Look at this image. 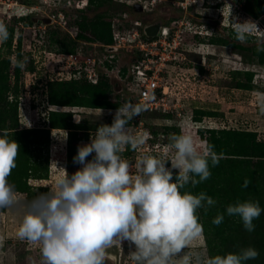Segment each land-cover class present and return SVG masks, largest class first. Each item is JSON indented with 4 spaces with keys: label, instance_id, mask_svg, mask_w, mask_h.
Wrapping results in <instances>:
<instances>
[{
    "label": "rangeland",
    "instance_id": "rangeland-1",
    "mask_svg": "<svg viewBox=\"0 0 264 264\" xmlns=\"http://www.w3.org/2000/svg\"><path fill=\"white\" fill-rule=\"evenodd\" d=\"M99 1L102 5L97 7ZM118 1L94 0L90 4L88 0H0V23L6 24L10 33L7 41L0 42V60L11 61L9 83L18 87L17 124L14 128L18 131H49L47 145L37 146L31 144L30 136L27 139L32 172L25 181L32 198L50 191L55 180L65 171L71 176L83 167L74 162V157L69 159L68 153L77 155L78 148L91 142L99 126L111 125L116 110L124 104L122 101L129 92L125 69L130 68L137 57L131 49L116 52L114 59L107 62L108 66L98 68V81L102 78L110 87L105 95L107 101L110 107L117 104V109L88 108L78 103L88 102L90 95L73 90L69 81L83 80L70 77L69 61L65 56L74 54L73 60L77 62L83 58L75 52L76 49L74 52L63 51L59 43L80 33L78 23L83 14L88 15L86 23L96 19L109 23L113 34L132 28L135 22L140 23L142 31L143 26L154 22L168 26L172 21L191 18L205 37L202 45H197L199 41L191 34H185L186 62L181 65L182 70L176 66L169 69V110L164 113L168 120H163L160 116L163 113L159 112L141 114L129 123L132 132L146 134L147 137L143 146L135 151L126 148L121 154L130 163L133 175L138 174L135 164L144 154L165 159L172 157L175 150L170 147L168 136L176 132L192 134L201 146H206V135L200 132L206 129L251 132L256 134L257 142H264V112L260 111V103L264 100V65H260L252 53L257 52V41L264 39V35L261 38L259 34L251 36L246 42H240L235 39L233 25V21L243 23L252 20L264 31V25L259 22L264 23V15L259 20L248 16L243 10L245 0H156L153 7L147 5L151 0ZM213 2H218L216 7H212ZM135 4L146 8L138 11L133 8ZM195 17L207 21H198ZM44 19L50 23L44 24ZM83 34L94 41L91 29ZM209 37L223 38L247 50L210 45L206 40ZM25 58L26 66L24 70L18 69L16 80L13 61ZM57 83L61 84L59 88ZM238 83L249 88H238ZM76 85L78 88L81 84ZM52 95L55 99L63 97L60 104L67 105L52 103ZM8 99L14 104L12 95ZM69 99L73 103H69ZM49 111L70 112L73 122L79 127L48 129L45 118ZM94 156L95 153L86 159L91 161ZM166 166L171 168V162L168 161ZM173 173L175 182L177 170ZM17 194L22 200H27L25 194ZM21 220L22 214L12 209L0 212V264H41L39 247L16 236ZM210 241L214 251L218 240L210 236ZM121 244L123 250L119 264H134L130 254L135 251V245L127 240ZM193 247L209 254L204 232ZM105 264H114V261L108 257Z\"/></svg>",
    "mask_w": 264,
    "mask_h": 264
},
{
    "label": "clouds",
    "instance_id": "clouds-1",
    "mask_svg": "<svg viewBox=\"0 0 264 264\" xmlns=\"http://www.w3.org/2000/svg\"><path fill=\"white\" fill-rule=\"evenodd\" d=\"M233 25L240 42L264 33L252 20L233 21ZM9 35L6 24L0 23V42ZM257 44V52H264V39ZM13 63L24 70L27 58ZM146 108L143 103L122 104L112 124L99 126L91 142L78 148L74 162L83 167L71 176L65 171L50 191L30 201L22 200L8 180L17 166L20 145L8 138L6 130L0 133V210L22 214L16 236L39 247L41 264H105L106 250L125 240L135 245L130 254L134 264H247L258 258L253 247L215 256L193 247L204 231L198 210L206 214L217 201L205 192L192 194L181 189L210 179V167L218 166L220 160L214 145L201 146L188 132L170 134L174 155L165 159L144 154L135 164L138 174L131 173L130 163L121 154L146 143V134L128 127ZM260 111L264 112V100ZM168 161L171 168L166 166ZM173 170H177L175 182ZM250 183L245 179L242 187L248 188ZM262 211L259 201L238 200L225 213L218 212L212 223L219 226L226 214L239 217L245 230L253 232V221Z\"/></svg>",
    "mask_w": 264,
    "mask_h": 264
},
{
    "label": "trees",
    "instance_id": "trees-1",
    "mask_svg": "<svg viewBox=\"0 0 264 264\" xmlns=\"http://www.w3.org/2000/svg\"><path fill=\"white\" fill-rule=\"evenodd\" d=\"M90 4L94 3V0H88ZM122 3L121 0L118 1ZM102 1H99L96 6L100 7ZM131 8V7H130ZM244 12L253 19H259L264 15V0H245L243 5ZM88 19L87 14H83L82 20L78 23V33L74 38H67L59 43L60 48L65 52H74L77 48V42L83 40L86 42H92L101 44L103 46H109L113 43V30L110 28V24L103 22L101 19L91 20L86 23ZM92 30L94 41L84 36L83 32L86 30ZM199 41L197 45L204 42L205 37L200 38L198 36L193 37ZM210 45L232 47L237 51H245L246 47L238 44L230 43L223 38H206ZM99 42V43H98ZM208 44V45H209ZM19 47V46H18ZM17 47V48H18ZM104 48L99 49L103 52ZM76 52V50H75ZM260 65H264V54L261 52H253ZM11 61L9 59L0 60V133L4 130L8 133L10 140H15L19 145V153L16 160V167L12 170L11 175L8 177L10 183L15 185V189L19 194H25L26 201H30L33 198L30 197V193L27 192L28 186L26 179L30 176L31 166L29 163L30 149L29 139L31 144L37 146H43L48 144V130L43 129H28L18 131L14 128L17 124V93L18 87L16 84L10 85L9 79V67ZM103 65H107L104 61ZM16 73L14 78L17 80L19 76V67H16ZM130 68H126V81L128 83L130 77L128 76ZM33 71V70H32ZM104 79H99L95 85L89 84L85 81H69L75 92L88 93L90 98L88 102H78L83 107L88 108H102V109H117V104L110 107V103L107 101L106 92L110 89L108 82ZM76 84H81L78 88ZM61 84L57 83L59 88ZM238 88H249V86L237 84ZM51 89V85H50ZM14 97V104L9 101V97ZM68 96V95H67ZM57 97V95H56ZM61 98H50L52 103L65 106L67 104H60ZM69 98V97H68ZM69 103L70 99L68 100ZM131 102L132 99L127 95L123 101ZM148 114V113H147ZM203 114V113H202ZM163 120H168L165 114L160 115ZM48 129H62L69 130L72 128H78L79 125L75 124L72 120L70 112H58L49 111L47 117ZM197 118H195V121ZM175 134H179L176 132ZM200 134L206 135V146L214 145V151L220 157L218 166L210 167L211 177L210 179L193 187L191 184L181 189L182 192H191L192 194H199L205 192L217 201L215 207L209 209L205 214L203 209H199L197 214L199 216V222L203 226V232L206 236V241L209 245L208 256H215L218 254H227L229 252L237 253L241 248L253 247L259 252L257 259L250 260L247 264H264V211L258 219L253 221L255 230L248 232L243 227V223L239 217H229L225 214L223 223L216 226L212 223L213 218L218 212L225 213L226 207L229 204L236 203L238 200L243 202L247 200L259 201L262 209H264V142L256 141V134L251 132L239 131L234 129H206ZM75 155V156H74ZM71 155L68 153L69 159L76 157L77 155ZM198 179V177H197ZM245 179L251 181L248 188H243L242 185ZM4 212V210H0ZM210 236H213L218 240L215 245V250L211 249ZM248 244V245H247Z\"/></svg>",
    "mask_w": 264,
    "mask_h": 264
},
{
    "label": "built area",
    "instance_id": "built-area-1",
    "mask_svg": "<svg viewBox=\"0 0 264 264\" xmlns=\"http://www.w3.org/2000/svg\"><path fill=\"white\" fill-rule=\"evenodd\" d=\"M155 3L156 0H151L147 5L153 7ZM217 4L218 2H213L211 5L216 7ZM141 7L146 8L144 5ZM140 26L139 22H135L132 28L115 33L113 43L109 46L79 40L76 53L83 61L77 62L73 60L74 54H67L65 57L69 61V74L73 80H83L95 85L98 81L99 66L103 65L104 61L110 63L116 52L131 49L137 54L128 72V95L132 103L147 105L143 115L168 113L167 96L171 86L167 78L170 68L176 66L182 70L181 65L186 62L185 34H191L192 38L204 36L191 18L161 26L151 40L144 38ZM101 48H104L103 52L99 51Z\"/></svg>",
    "mask_w": 264,
    "mask_h": 264
},
{
    "label": "water",
    "instance_id": "water-1",
    "mask_svg": "<svg viewBox=\"0 0 264 264\" xmlns=\"http://www.w3.org/2000/svg\"><path fill=\"white\" fill-rule=\"evenodd\" d=\"M133 8L135 9L137 8L138 11L142 10V7L139 4H135ZM43 23L47 25L50 23V20L44 19ZM261 23L264 25L262 21ZM160 27H161L160 22H154L152 24H147L142 27V35L144 36L146 40H151L152 38L156 36L157 31L159 30ZM106 51L108 52L110 50H106ZM122 250H123L122 244H120L119 246L114 245L112 248L106 250L109 253L108 257L113 259L114 264H119Z\"/></svg>",
    "mask_w": 264,
    "mask_h": 264
},
{
    "label": "flooded vegetation",
    "instance_id": "flooded-vegetation-1",
    "mask_svg": "<svg viewBox=\"0 0 264 264\" xmlns=\"http://www.w3.org/2000/svg\"><path fill=\"white\" fill-rule=\"evenodd\" d=\"M196 18V17H195ZM196 19H198V21H205L206 19L202 18V17H197ZM207 21V20H206ZM261 22V21H260ZM214 24H216V22L213 21ZM264 35V33H260L259 34V38H261ZM255 37L258 35H254Z\"/></svg>",
    "mask_w": 264,
    "mask_h": 264
}]
</instances>
